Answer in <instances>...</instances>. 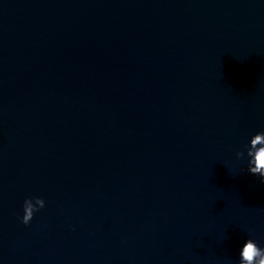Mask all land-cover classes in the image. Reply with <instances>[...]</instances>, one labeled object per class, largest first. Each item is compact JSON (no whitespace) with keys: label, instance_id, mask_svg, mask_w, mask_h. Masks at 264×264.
Returning <instances> with one entry per match:
<instances>
[{"label":"water","instance_id":"95a60500","mask_svg":"<svg viewBox=\"0 0 264 264\" xmlns=\"http://www.w3.org/2000/svg\"><path fill=\"white\" fill-rule=\"evenodd\" d=\"M262 150L264 0H0V264H239Z\"/></svg>","mask_w":264,"mask_h":264},{"label":"clouds","instance_id":"9594fccd","mask_svg":"<svg viewBox=\"0 0 264 264\" xmlns=\"http://www.w3.org/2000/svg\"><path fill=\"white\" fill-rule=\"evenodd\" d=\"M255 158L258 161L264 162V150L260 151ZM257 171L258 169L256 167L248 169V173L251 175H256ZM259 175L261 183H264V170L259 171ZM43 207L44 201L42 199L26 198L23 201V215L19 218V222L27 226L33 217V213L39 211ZM241 253L239 264H264V248L257 247L256 243L251 239L244 242L241 247Z\"/></svg>","mask_w":264,"mask_h":264}]
</instances>
